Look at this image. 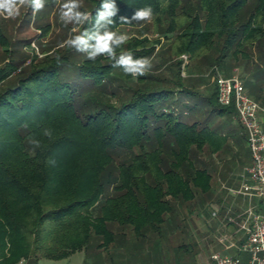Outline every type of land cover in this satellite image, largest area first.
Here are the masks:
<instances>
[{"label":"trees","instance_id":"obj_1","mask_svg":"<svg viewBox=\"0 0 264 264\" xmlns=\"http://www.w3.org/2000/svg\"><path fill=\"white\" fill-rule=\"evenodd\" d=\"M82 1L79 11L94 23L101 0ZM116 3L110 30L134 31L116 53L150 58L143 76L114 68L105 55L89 60L61 47L91 23L68 26L56 46L37 37L40 54L32 40L18 53L0 25V264L67 259L92 245L158 244L166 225L212 193L213 176L198 165L205 166L200 156L228 150L237 157L222 125H213L234 118V107L220 106L217 87L209 97L187 87L179 57L209 70L228 56L264 51V0ZM146 6L152 20L120 22ZM39 30L41 38L50 34ZM161 38L172 62L159 65ZM174 250L180 264L196 263L194 241Z\"/></svg>","mask_w":264,"mask_h":264},{"label":"rangeland","instance_id":"obj_2","mask_svg":"<svg viewBox=\"0 0 264 264\" xmlns=\"http://www.w3.org/2000/svg\"><path fill=\"white\" fill-rule=\"evenodd\" d=\"M64 2L65 0H45L44 8L35 13V15H33L30 7L25 6L20 8L19 15L14 18L4 19L3 16H0V25L5 27L6 36H9V40L15 42V48L19 49L18 53L21 51L27 52L25 48L24 50L21 49V43L23 44L25 43L23 41L29 40H32V43L36 45L34 52L37 49L39 50L37 37L42 39V44L47 46H56L57 44H52L61 43L62 40H65L67 27L70 25L75 26L76 24L69 23L65 25L60 20V6ZM84 6L85 4L81 0V7L83 8ZM39 28L48 30L50 34L45 38H41L43 34L40 33ZM133 32L130 29L121 30V33L126 34L128 37ZM166 43L161 38L163 47H157L156 53L162 55V60L158 62L159 65L165 62H172L169 55H167L168 44ZM15 48L13 47V49ZM37 53L40 54V50ZM1 54L3 52L0 50V57ZM187 56L189 60L186 65H184L182 60L183 55L179 57V60H182V77L190 80L187 87L196 91L200 97L211 96L215 87H217L214 69L218 68V74L225 78H231L235 75L239 76L245 85L247 94L257 102H261L258 97L264 98V75L261 74V71H264V60L261 59V57H264V51L254 48L248 52V58L238 57L237 60L228 56L219 67L214 64L209 70L205 67L204 62L192 63L190 56ZM177 60L178 58L174 59L173 62ZM190 102L193 103L194 100H190ZM207 110L208 112L205 116L209 114V108ZM234 116L236 117V115ZM235 117L228 119L224 116L222 119H216L213 125L216 128L222 125V133L228 137V145L235 151L237 157L232 159V153L228 150L224 153L207 150L200 156L199 161H202L205 166L201 163H198V165L202 168H208L213 176L212 193L202 199L199 196L188 210L184 209L182 211L177 220L170 225H166L164 241L162 240L159 244L154 243V245L148 242L149 239L147 242L145 241V243L138 245L128 243L118 245L119 248L111 245L105 249H97L96 246L92 245L89 250L82 251V253H78L71 258L62 260L40 259L38 264H162L156 254L160 249L159 247L164 245V242H166L165 247L168 249L169 255L174 259V255H176L173 252L174 249L182 243L190 244L194 241L197 244L196 264H205L210 261L214 253L228 252L227 247H229V244H224L225 238H231L233 235L236 237V230L234 227H230V224H232L230 222L234 221L233 215H238L241 212V208L238 206L239 199L235 198V193L233 192L240 190V186L245 181V177H247L244 166L249 163L250 154L247 142L243 138V129ZM234 184H236L235 187ZM240 197L243 200V196L241 195ZM221 201L225 203H221ZM257 203L258 199H254V206L264 209L263 203L258 205ZM224 205H227V207H224ZM231 205L232 208L230 210ZM216 209L218 212H216V217H213ZM170 227L180 229L175 230ZM113 230L116 231L118 229L113 227ZM180 231L183 234H180ZM155 239H157V236H153L151 240ZM158 245V248H154ZM98 251L101 252L99 253ZM230 254L239 257L246 264L251 259L250 255L240 253L235 249H231ZM22 260L27 259L23 258L19 263Z\"/></svg>","mask_w":264,"mask_h":264},{"label":"built area","instance_id":"obj_3","mask_svg":"<svg viewBox=\"0 0 264 264\" xmlns=\"http://www.w3.org/2000/svg\"><path fill=\"white\" fill-rule=\"evenodd\" d=\"M182 60L186 65L189 57L183 55ZM214 71L216 72L218 102L223 108L234 107L235 119L247 137L252 161L251 166L246 170V182L239 191L233 192L235 195H244L249 198V209L241 222L245 240L238 247V251L250 255L251 259L247 264H264V214H257L253 206L254 199L264 204V129L261 122L264 106L247 94L245 85L239 76L225 78L218 74V68ZM216 212H218L217 209L213 217H216ZM224 244L233 246L228 237L225 238ZM22 261L23 264H27L26 260ZM210 264L246 263L235 255L218 252L211 256Z\"/></svg>","mask_w":264,"mask_h":264},{"label":"clouds","instance_id":"obj_4","mask_svg":"<svg viewBox=\"0 0 264 264\" xmlns=\"http://www.w3.org/2000/svg\"><path fill=\"white\" fill-rule=\"evenodd\" d=\"M25 6L30 7L35 15L44 8L45 0H0V16H3L4 19L14 18L19 15L20 8ZM80 7L81 0H65L60 6V20L65 25L91 23L92 26L64 41L61 47L73 48L77 52L85 54L89 60H95L98 56L105 55L113 61L114 68H121L125 74L134 78L143 76L150 71L152 67L150 58H135L131 52L127 51H122L119 55L116 53V49L127 43L129 39L126 34H117L110 30V25L114 23L113 18L119 13L116 0H101L94 23L91 13L79 11ZM119 19L122 23L150 21L153 19V10L151 6H146L136 9L130 18L120 16ZM32 48H36L35 43L32 44Z\"/></svg>","mask_w":264,"mask_h":264},{"label":"crops","instance_id":"obj_5","mask_svg":"<svg viewBox=\"0 0 264 264\" xmlns=\"http://www.w3.org/2000/svg\"><path fill=\"white\" fill-rule=\"evenodd\" d=\"M262 73L261 74H263L264 75V71L262 70L261 71ZM264 79V78H263ZM246 89V88H245ZM258 99H261V102H258V103H260L262 106H264V98H260V97H258ZM261 122H262V128L264 129V114H261ZM243 135H244V133H243ZM245 140H246V142H247V139L245 138ZM247 147H248V143H247ZM248 151H249V147H248ZM249 153H250V151H249ZM248 164L246 165V166H244V171H246L247 170V168H249L250 166H251V163H252V161H251V155L249 154V159H248ZM246 178L247 177H245V181L243 182V184L246 182ZM242 184V185H243ZM235 185L236 184H234V187H235ZM242 185L240 186V187H242ZM241 189V188H240ZM235 192V191H234ZM241 196V195H240ZM239 195H235V198H237V200H238V206H240L239 208H241V212H239V214L237 215V217H234V221L235 222H238L239 221V225L237 226V228H235L234 226V224H230V227H234L235 228V236L236 237H234V235H233V237H231L230 239H231V241H232V244H233V246L232 247H230V245H229V247H227V249L229 250L228 252H224V253H229L230 254V250L231 249H235V250H238V247H240L241 245H242V243L244 242V240H245V234H244V232L241 230V222H242V220L245 218V213H246V211H248V209H249V198L248 197H246V196H244V195H242L243 196V200H241V197H240ZM222 200V199H221ZM254 201V200H253ZM222 202H224V201H222ZM225 203V202H224ZM261 203V201H259L258 200V203H257V205L258 204H260ZM253 206H254V204H253ZM255 207V212L257 213V214H264V209L263 208H261V207H259V206H254ZM230 208H232V205L230 206ZM235 210V209H234ZM234 221H232V222H230V223H234ZM159 244V243H158ZM119 244H117V245H114V246H116L117 248H119V246H118ZM123 245H125V244H123ZM155 245V244H154ZM159 247V245L157 246V247H154V248H158ZM160 249L158 250V253L156 254V256L159 258V260L162 262V264H180V262H181V258L182 257H180V256H177V255H174V259L176 258V260H174L173 259V257L172 256H170L169 255V252H168V249H166V247H165V244L164 245H162V247L160 246L159 247ZM99 253L101 252V251H98ZM173 252H176V250H174ZM78 253H82V252H78ZM78 253H76V254H78ZM76 254H73V255H71L69 258H71V257H73V256H75ZM123 258V257H122ZM162 258H163V261H162ZM68 259V258H67ZM210 261H211V258H210ZM210 261H208V262H206L205 264H210ZM196 264V263H195Z\"/></svg>","mask_w":264,"mask_h":264}]
</instances>
